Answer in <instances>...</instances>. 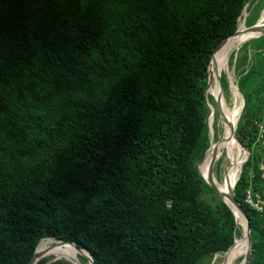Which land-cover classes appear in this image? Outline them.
I'll return each mask as SVG.
<instances>
[{
	"label": "trees",
	"instance_id": "trees-1",
	"mask_svg": "<svg viewBox=\"0 0 264 264\" xmlns=\"http://www.w3.org/2000/svg\"><path fill=\"white\" fill-rule=\"evenodd\" d=\"M249 1L0 0V264H29L48 237L89 250L94 264H203L245 245L200 169L212 55ZM251 42L264 49V35L242 49ZM259 62L237 83L248 264H264Z\"/></svg>",
	"mask_w": 264,
	"mask_h": 264
},
{
	"label": "bare ground",
	"instance_id": "bare-ground-1",
	"mask_svg": "<svg viewBox=\"0 0 264 264\" xmlns=\"http://www.w3.org/2000/svg\"><path fill=\"white\" fill-rule=\"evenodd\" d=\"M249 4L250 2L245 6L242 17L240 18L239 26H238V30H239L238 34L231 36L228 40L224 42V44L216 51V54L213 57L210 64L211 79H210V84L208 86L209 87L208 94L210 91V87L211 88L215 87V84H217V90L215 93H213L214 98L217 96L219 91L218 75H220L222 78V73L224 72L228 81L229 88L234 93L235 105L229 108L226 103V105H224L223 111L228 116V118L232 122H234V124L237 123L241 113V102L239 101V99L241 98V94L239 93L238 90L239 89L238 84L234 81L232 74L230 72V66H231L230 58L233 55H235L237 52H239L238 50L241 49V47H243L246 42H248L252 38H255L256 36L260 37L261 35V33H251L248 29L249 27L245 25V19L246 16L248 15L247 9L249 7ZM254 25L258 26L260 29H264V10L262 11L259 20ZM223 128H224V136L222 139L223 141L216 140L214 137H212L211 139V145L204 157L202 172H204L203 173L204 176L207 175L206 176L207 178L210 177L211 170L212 171L214 170L216 162L222 157V153L226 150L228 152L229 157H231L234 160L231 168V172L228 177V184H226L225 181L220 182L213 171V177H214V181L216 182V185L226 196L227 192H229L232 185L234 184V181L239 177L242 156L238 144L235 140L224 141L230 129L224 123H223ZM245 155L246 153L244 152L243 159L245 158ZM205 170H206V175H205ZM237 222L242 226L243 232H245L246 221L240 214H238ZM242 248H239L236 251L227 254V256H225L223 264H232L233 262L238 260V258L244 257V255L246 254L249 248L246 238H245V245ZM38 250L46 253L42 258V260H51L53 258H56L57 261L60 259H66L69 261L70 264L82 263L81 259L80 258L78 259L76 255L75 247L68 244H62L61 242H59L57 239L54 238L43 239L39 243ZM242 260L243 258L237 264H241Z\"/></svg>",
	"mask_w": 264,
	"mask_h": 264
},
{
	"label": "water",
	"instance_id": "water-1",
	"mask_svg": "<svg viewBox=\"0 0 264 264\" xmlns=\"http://www.w3.org/2000/svg\"><path fill=\"white\" fill-rule=\"evenodd\" d=\"M248 29H249V31L251 33H261L262 36L264 35V29H260L256 25L249 26ZM238 31L239 30H237L233 35H237L238 34ZM233 35H231V36H233ZM261 35H260V37H261ZM231 36H229V37H231ZM229 37L225 38L218 45V47L216 48L215 52L221 47V45ZM258 37L259 36H256L255 38H258ZM215 52L212 55V59L214 57ZM210 79L211 78L209 76L208 86L210 84ZM218 87H219V91H218L217 96L215 97L216 103H217V106H218V108L220 110L221 120L230 129V131H229L228 135L226 136V138L224 139V141L235 140L237 142V144L240 146V148L242 149V151L246 153L245 158L241 160V166H240V168H241L240 169V173H241L242 168H243V165L247 161V159L249 157V154H250V151L242 144V142L240 141V139L238 138L237 133H236L238 121L240 119V116H241L242 111H243V108H244L245 99H244V96H243L242 92L240 91V89L237 88L239 90V93L241 94V113H240V116H239V119H238L237 123L234 124V122H232L228 118V116L224 113V111H223L224 105H226V100H225L226 98L224 97L223 81H222V78H221L220 75H218ZM206 95L208 96V90H207ZM209 126H210V132H211L213 128H212V124L210 122H209ZM221 141H223V140H221ZM221 141H219V142H221ZM219 142H217V143H219ZM232 165H233V163H232ZM199 169H200V167H199ZM200 172L203 175L201 169H200ZM203 177L205 178V180L207 181V183L212 188L215 189V191L220 195V197L223 199V201L231 208V210L235 214L236 221H238V214H240L244 218V220L246 221V231L243 232V234H244V237L246 238V241L248 242L249 248H248L246 254L244 255V258H243L241 264H248L249 263V260H250V256L252 254V235H251L250 218H249L247 212L241 206L240 202L236 199V194H235V187H236V183H237V181H238V179L240 177V174H239V177L234 181V184L232 185V187L229 190V192H227V195L226 196L218 188V186L216 185V182L214 181L213 171L212 170H211V173H210V177L207 178L204 175H203ZM237 224H238V222H237ZM48 238H51V237H48ZM43 239H45V238H43ZM43 239H41L40 242ZM54 239H57V238H54ZM57 240L59 242H61L62 244H68V245L74 246L76 248V250H78V252L80 253V255L85 256L87 258L88 264H94L93 255H92V253L89 250L80 248V247H78L76 244H74L72 242H68V241H65V240H62V239H57ZM39 243H38V245L36 247V250L34 252V255H33V257H32V259H31V261H30L29 264H40L42 258L46 254L43 251L38 250ZM236 244H237V241H235V243L228 249V251L225 253V256H227V254L230 253L231 249H233L236 246ZM55 261H57V259L56 258H53L51 260H48L44 264H50V263L55 262Z\"/></svg>",
	"mask_w": 264,
	"mask_h": 264
},
{
	"label": "rangeland",
	"instance_id": "rangeland-1",
	"mask_svg": "<svg viewBox=\"0 0 264 264\" xmlns=\"http://www.w3.org/2000/svg\"><path fill=\"white\" fill-rule=\"evenodd\" d=\"M263 7H264V0H256L254 3H252L251 7L249 4V7L247 9L248 15L246 16L247 19H245V25L246 26L249 27V25L247 23L248 21H249V23H253L256 20V18L258 19V17H257L258 15L260 17ZM252 39H254V38H252ZM263 47H264V45H263ZM242 48L243 47H241V49L238 50L239 52H237L235 54L233 60H232V57L230 58V65H231L230 66V72H231L232 77L236 83H238L239 79L244 75L243 72H245L247 69L250 68V64H252V62L261 61L258 64L262 68V70H264V49L259 48V45H256V43H254V42H251L249 45H247L244 50ZM245 51L249 52V57H248L247 61L245 60V57L243 56ZM238 64L240 66H238ZM216 90H217V84H215V87H212V88L210 87V92L212 94L215 93ZM212 94H210V95H212ZM213 98H214V96H213ZM214 100H215V98H214ZM213 101L210 100V102H209L210 109H211V115L213 117V119L210 121H211V124L213 125V121H214L215 116H216L217 123L215 126L216 130L212 129V131L210 132V142H211L212 137H214L216 140H222L223 136H224V128H223V122H222L221 117H220L221 116L220 110L217 106V103H214V102H216V100L214 102ZM239 101L241 102V98L239 99ZM226 103H227L229 108H231V107H233V105H235L234 93L231 90H229V96L226 98ZM214 104H216V105H214ZM219 161H220V165L218 163ZM233 162H234V160L231 157H229L228 152L225 150L222 153V157L216 162L214 170H213L214 174L216 175V177L219 179L220 182L225 181V183L228 184V177H229V174L231 172ZM205 175H206V170H205ZM249 201L251 202V199ZM256 204L259 205L261 203H256ZM262 206L263 205H259V209H261ZM240 227H241V231L243 234V228H242V226H240ZM224 259H225V253H220V254H217L211 262L205 261L203 264H223ZM241 259H242L241 257L238 258V260H236L232 264L239 263L241 261ZM58 261H61L62 264H70L69 261L66 259H60Z\"/></svg>",
	"mask_w": 264,
	"mask_h": 264
},
{
	"label": "built area",
	"instance_id": "built-area-1",
	"mask_svg": "<svg viewBox=\"0 0 264 264\" xmlns=\"http://www.w3.org/2000/svg\"><path fill=\"white\" fill-rule=\"evenodd\" d=\"M252 203H253V201H251ZM256 206L259 208V205L258 204H256Z\"/></svg>",
	"mask_w": 264,
	"mask_h": 264
}]
</instances>
